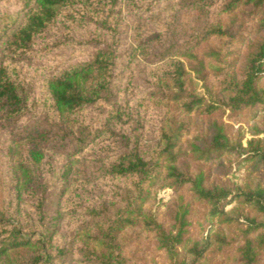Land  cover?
Instances as JSON below:
<instances>
[{
  "label": "trees",
  "instance_id": "trees-1",
  "mask_svg": "<svg viewBox=\"0 0 264 264\" xmlns=\"http://www.w3.org/2000/svg\"><path fill=\"white\" fill-rule=\"evenodd\" d=\"M142 1L147 5L144 16L133 22V46L124 50L118 43V0H21L20 22L12 14L0 15V51L11 60L28 55L60 9L68 10L69 19L84 30L82 44L92 48L43 79L46 113L31 121L34 102L29 101L27 88L0 63V133L21 127L7 149L13 159L6 211L0 212V263L128 264L120 236L138 226L152 235L169 264H198L209 243L188 236L191 205L178 194L186 187L192 200L207 206L211 218L227 220L223 204L229 197L242 198L252 207L254 214L243 216L235 263L261 264L264 181L253 190L233 193L231 186L208 183L201 170L191 172L184 158L192 153L207 160L241 148L232 146L223 125L210 119L219 109L264 108V85L259 84L264 75V36L249 43L233 62L227 58L235 35L220 20L235 11L256 15L257 29L264 31V0ZM131 2L141 10L136 0ZM163 2L164 8L158 10ZM191 5L205 7L208 20L194 36L165 42L175 11ZM207 38H214L218 46L204 49L199 57L193 48ZM204 59L215 62L209 75ZM135 67L145 85L140 95L128 92L135 84L131 83ZM190 72L202 83L203 93L191 82ZM124 74L122 85L117 79ZM191 114L208 120L185 150L179 139L187 131L185 116ZM145 133H152L151 143L142 142ZM246 144L243 151L250 153L248 158L264 166V138ZM57 156L62 165L57 177L60 191L55 194L42 164ZM79 158L98 164L97 196H87L83 179H68L72 161ZM155 182L175 193L167 228L146 208ZM95 189L98 184L90 191ZM64 217L67 228L61 233ZM179 248L192 256L190 262L179 258Z\"/></svg>",
  "mask_w": 264,
  "mask_h": 264
},
{
  "label": "rangeland",
  "instance_id": "rangeland-1",
  "mask_svg": "<svg viewBox=\"0 0 264 264\" xmlns=\"http://www.w3.org/2000/svg\"><path fill=\"white\" fill-rule=\"evenodd\" d=\"M131 1L118 0V5L116 6L118 30L120 31L118 43L119 48L123 50L133 46V41H131V36L134 32L133 22L139 20L140 15L144 16L142 11L147 5L142 0H136L134 3L141 5V10H139L132 6ZM21 3V0H0V15L12 14L15 16V21L20 22L24 11ZM145 3L147 2L145 1ZM164 6V2L161 3L158 6V10L164 8ZM205 9V7L200 5H191L175 11V22L170 27L168 36H165V42L183 41L194 36L209 18L210 14ZM163 13L164 11H162L161 15ZM69 17H71V14H69L68 10L60 9L54 22L45 32V37L36 39L35 45H33L28 55L23 58L11 60L0 51V63L7 67L11 77L24 84L29 94V101L34 102L30 112L32 116L28 117L30 121L46 113V106L43 102V79L51 75L56 69L70 65L78 57L84 56L92 49L82 44L81 41L85 39L84 30L76 24V20L75 22ZM256 17V15L247 16V14L240 11H235L231 15L220 16L221 22L229 27L231 34L235 35L230 44L231 46H229L231 54L227 59L236 62L249 43L255 41L259 36H264V31L257 29ZM89 25H87L88 28ZM216 46L218 44L214 38H207L203 41H198L193 51L199 57H202L201 54L204 49L215 48ZM136 57L140 59L138 56ZM183 61L186 69H188L187 60L183 59ZM204 61L206 72L209 75L211 67L215 66V62L209 59H204ZM132 72L134 75L131 83L135 84L128 89V92L132 94L133 91L135 95H140L145 87L142 81V73L136 67ZM125 77L126 74L122 78L117 79V82L124 85ZM189 78L196 90L199 93H203L202 83L195 79L192 72L189 73ZM259 84L261 86L264 85V75L260 78ZM210 119L216 120L223 125L225 134L232 146L239 144L241 148L234 147L229 152L207 160L198 159L196 154L188 153L184 158V162L189 170L191 172L201 170L205 174L208 183L231 186L233 193H241L261 186L264 181V166L262 163L256 162V159L248 158L250 153L243 151V149L246 148V143L249 139L264 138V108L257 111L219 109L210 116ZM185 120H187V131L180 136L179 140L182 147L187 150L188 143L196 142L193 137L201 133L206 127L208 119L197 114H191L185 116ZM20 129L21 127L15 128L9 134L0 133V212L6 211L8 178L13 159L8 154L7 149L9 145H14L13 136H16ZM255 131L258 132L254 134ZM147 137L149 140H147ZM152 141V133L148 135L145 133L142 142L151 143ZM17 149L18 152L22 153V147L18 146ZM49 159L50 164H47V162L42 164L43 173L53 193L56 194L60 191V183L57 177L60 173L62 161L59 156L53 159L49 157ZM72 162V169L68 179L70 180L72 176H76L86 181L84 188L87 189L86 192L89 198L100 194L98 179L101 171L98 164L88 158H79ZM96 184H98V189L93 192L90 191L96 187ZM152 194L153 197L146 203V208L167 228L170 223L169 214L173 209L175 193H173L171 188L160 187V182H155V186L152 187ZM178 194L191 205L188 216V236L190 240L207 241L209 243L207 250L204 251L202 258L197 263L236 264L234 249L238 243L237 238L240 230L245 227L243 216L253 215L252 207L244 202L242 198L234 199L229 197L223 204V210L226 213L225 219H227L223 221V218L209 217L207 206L192 200L186 187L182 188ZM64 200H66L65 197L62 198L61 204ZM66 217H64V223H62L61 233H64L67 228L68 221H66ZM234 239L236 242L233 241ZM120 241L124 244V252L128 258V264H169L165 252L157 248L152 235L141 227L135 226L126 229L121 234ZM179 252V258L183 257L187 262L192 260V256L187 255L183 249L179 248ZM261 264H264V256Z\"/></svg>",
  "mask_w": 264,
  "mask_h": 264
}]
</instances>
